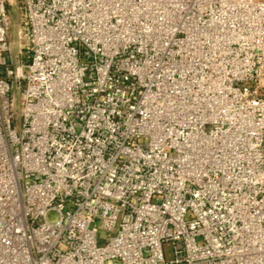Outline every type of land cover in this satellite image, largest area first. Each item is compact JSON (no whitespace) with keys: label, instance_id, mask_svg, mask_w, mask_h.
<instances>
[{"label":"built area","instance_id":"obj_1","mask_svg":"<svg viewBox=\"0 0 264 264\" xmlns=\"http://www.w3.org/2000/svg\"><path fill=\"white\" fill-rule=\"evenodd\" d=\"M0 264H264V0H0Z\"/></svg>","mask_w":264,"mask_h":264},{"label":"rangeland","instance_id":"obj_2","mask_svg":"<svg viewBox=\"0 0 264 264\" xmlns=\"http://www.w3.org/2000/svg\"><path fill=\"white\" fill-rule=\"evenodd\" d=\"M11 15H12V26H11V29H10L11 39L13 41H16V39H17V29H18L19 21H20V18H19L20 14L17 13V11L15 9H13L11 11ZM58 218H59V214L56 211L49 212L48 219L50 221L54 222ZM165 248H166V251L169 252L170 247L167 245Z\"/></svg>","mask_w":264,"mask_h":264}]
</instances>
